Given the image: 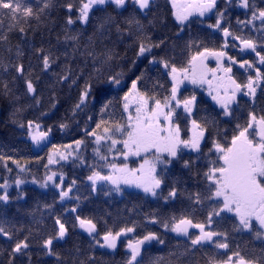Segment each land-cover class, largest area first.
<instances>
[{
    "label": "snow or ice",
    "instance_id": "obj_1",
    "mask_svg": "<svg viewBox=\"0 0 264 264\" xmlns=\"http://www.w3.org/2000/svg\"><path fill=\"white\" fill-rule=\"evenodd\" d=\"M219 0H167L171 6V16L179 26L176 32L178 36L190 27L192 23H206L207 16L214 15L215 22L207 23L206 26L214 31H219L225 38L221 49L215 50L205 47L202 51H196L191 54L186 65L177 66L170 60L163 57L157 58L154 50L161 48L166 43L164 39L153 41L151 36L143 33V25L139 18L140 14L147 15L151 13L156 5V0H72L62 7L66 10L64 40L72 41L78 44L81 35L86 31L87 26L92 23L96 12L102 15L97 19L93 27V33L88 36L91 46H94L95 39L106 38L108 32L114 27L118 36L132 37L131 29L136 27L139 33L135 37V58L133 66L140 58L148 60L150 65H160L170 78L171 84L167 94L159 96L157 93L149 94L146 90H141V81L145 78V73L141 72L139 76L131 81L128 90L121 97L123 113V122L104 119L105 113L113 101L111 99L103 100L100 104L101 119L96 123L95 129L85 127V135L93 139L91 144L93 156L101 163L94 162L90 167L91 174L87 180L91 184L93 193L101 192L104 196H111L113 193L122 195L124 187L136 188L142 191L145 196H151L156 199H162L165 203L176 200L184 193L180 192L173 184L163 195V186L165 185V172L173 164V161H179L184 169L192 173L194 161L183 159V151L197 153L196 160L201 156L215 158L208 159L207 170L203 172L205 190L187 193L186 198L195 205H202L205 201L215 202L210 204V210L207 212L203 221H194L191 214L172 215L168 218H159L152 214L147 218V222L153 225H159L165 232L174 233L177 237H184L187 244L182 252H172L171 255L179 258L187 256L196 249H203L204 246H211L216 250H223L224 257L217 259L215 256L208 260V264H264V246L260 248V255L247 257L240 251L230 249L228 242V233L213 228L216 222L214 218L225 219L222 214H231L236 223H233L232 230L235 232L250 233L252 238L264 244V109L261 114H257L253 108L248 112V118L245 123H237L230 138L227 137L225 130V139H220V130L216 127V122L209 121L205 116L198 119L196 113L197 95L193 92L187 96H181V85L185 82L200 87L207 86V94L211 100L221 109L224 117H232L234 109L232 105H238V95L246 96L252 102L256 103L257 90L264 94V71L256 67V63L264 66V7L257 8L251 0H224L223 9L218 8ZM39 4V0H37ZM131 6L132 12L125 17L123 26L117 22V17L123 15ZM53 7L52 0H43L42 6L34 8L24 2V0H0V28L4 25V19L10 23L7 25L6 32H0V44L9 43V33H19V39L27 41V30L25 24L31 19L40 20L41 14ZM112 8L109 12L108 9ZM229 7H239L245 10L250 18L246 20L237 19V24L243 28L252 26V29L260 33L259 40L252 36L238 35L230 30V27H222L225 20V14ZM193 17L199 19L193 20ZM256 21L260 24L257 26ZM150 23H152L150 21ZM84 26L77 29L75 26ZM75 32L68 35L67 33ZM232 41H238L231 44V47H239L241 52L249 51L258 57L255 63L248 60H237L228 55L224 50L229 47L228 38ZM191 47V42L189 44ZM260 49V50H258ZM74 52L78 49L74 47ZM8 52L12 48H7ZM39 59L42 62V71L48 72L57 65L59 57H54L50 52L46 53L43 48L35 49ZM16 56H22L20 45H16ZM67 55V54H65ZM86 55L93 56L94 52L87 51ZM106 60L113 59L112 55L105 54ZM213 58L216 61L215 67H210L206 61ZM227 58L228 63L224 60ZM233 65H238L245 72L253 70L255 75H248L244 82H238L233 75ZM18 77L23 79L26 93L35 99V104L39 106L40 99L37 95V87L33 80L29 78L31 72H27L22 63H13ZM62 69L60 73L52 71V75L58 76L59 82L69 81V86L76 83L77 78L70 79L71 69ZM5 72L9 71V66H3ZM98 71V69H97ZM147 71V69L145 70ZM123 73L109 75L106 80L100 81L107 83L114 88L122 86ZM17 76L13 77L15 81ZM39 80V77L36 78ZM157 86L163 88V84L157 82ZM5 95L8 94V86L4 85ZM93 87L90 82H85L78 101L74 105L73 115L76 110L83 111L84 108L96 97L92 95ZM19 97H17L18 99ZM51 107H55L52 104ZM21 112L17 108L12 113L15 117ZM42 112L41 115H47ZM91 120V116L88 117ZM184 120L188 126L182 128L181 120ZM21 129H26L27 138L32 144L42 149L49 143V137L52 133V127L43 128L39 120H28L26 123L11 119ZM216 128V134L210 132ZM58 127L66 130L68 124L61 122ZM206 137L211 140V148L205 153L202 144L206 142ZM87 150V143L84 139H77L73 144L57 146L53 144L47 154V163L45 177L42 181L32 179V184H38L40 188L47 189L49 185L58 190V199L60 202L75 199L79 201L80 197L71 196L73 188L77 181L73 179L67 186L64 184L65 176L63 172L52 171L50 166L58 164L60 161H67L69 157L78 160L80 165L86 163L84 157L79 155L81 149ZM64 149V151L61 150ZM130 158H136L134 163L138 166L131 167ZM16 165L21 173L30 172L26 166L21 165L19 160L6 158L0 155V167H3L8 173L12 169L8 167L7 161ZM42 159L37 158V162ZM106 169L107 171H102ZM159 169V171H158ZM194 175H200L197 171ZM59 177V179H57ZM28 181L19 176L9 183L7 177L0 183V203L8 205L13 199L8 189L14 184L18 192L15 199H23L25 193L21 185ZM110 185L111 187H107ZM123 186V187H122ZM52 205H45V208H51ZM79 204L71 207L69 211L75 214L76 225L90 238L89 247L92 249H107L115 252L121 237H126L125 257L123 264H143L144 246L156 242L164 245L165 239L157 231L147 230L143 235L129 236L135 233L138 225L133 222L131 226L125 225L118 230L107 227L101 230L99 221L90 216L80 213ZM15 225L8 221L7 217L0 213V237L13 241L20 228L13 229ZM191 229L198 230L196 233ZM69 235V228L60 216L54 218V231L40 243L43 255L54 257L58 264H66L65 258L54 248V242L64 241ZM32 247L30 236L26 235L22 239L16 238L8 251L7 264H15L18 257H27L28 264H31L32 253L29 249ZM179 247V245H177ZM80 249L76 248L75 252ZM97 257L89 255L87 262L84 260H72L71 264H95Z\"/></svg>",
    "mask_w": 264,
    "mask_h": 264
},
{
    "label": "trees",
    "instance_id": "obj_2",
    "mask_svg": "<svg viewBox=\"0 0 264 264\" xmlns=\"http://www.w3.org/2000/svg\"><path fill=\"white\" fill-rule=\"evenodd\" d=\"M25 3L38 8L42 6L43 0H24ZM53 7L41 14L40 20L31 19L25 28L27 30V41L19 39V33H9V43L0 44V155L4 157L19 160L21 165L30 169V172L21 173L16 168V165L7 161L8 167L12 169L8 173L3 167H0V176L4 178V174L8 173L11 183L19 176L30 182L32 179L42 181L45 177L46 169L44 165L47 163V147L43 153H35L30 139L27 138L26 129L19 128L11 122V119L26 123L28 120H39L43 128L52 127L50 134L51 145L57 146L73 144L77 139H84L87 143V150L83 147L79 155H82L86 161L84 165H80L78 160L71 158L64 164L58 166H50L52 171L63 172L65 176L64 184L69 185L73 179L77 181L73 188L71 196L80 197L79 201L75 199L65 200L60 202L58 199V190L55 188H41L25 185L21 187L25 196L23 199H15L17 188L9 191L13 198L8 205L0 203V213L5 215L11 224L16 228L22 229L19 231L16 238L30 236L32 247L29 251L32 253L31 264H58L54 257L43 255V250L40 243L48 235L54 231V218L60 216L69 228V235L64 241L54 242V248L65 258L66 264H71L72 260H84L87 262L89 255H95L97 260L95 264H123V259L126 255L125 244L127 238L118 242V247L115 252L107 249H92L89 247L90 238L82 233L76 225L75 214L69 211L71 207L79 204V211L82 215L90 216L99 221L101 230L107 227L118 230L125 225L131 226L133 222L138 225L135 233L129 236L143 235L145 231H157L165 239V244L160 245L156 242L144 246L143 264H208V260L215 256L217 259L224 257L223 250H216L211 246H204L203 249H196L187 256L177 259L172 256V252H182L187 240L184 237H177L174 233L165 232L159 225H153L147 222V218L155 214L159 218H168L172 215L177 217L181 214H191L194 221H203L206 218L207 212L210 210V204L215 203L205 201L202 205L192 204L187 198V193L196 191L203 192L205 190V182L203 180V172L207 170L208 159L215 158L201 156L196 160L197 153L183 151V159H192L194 161L192 173L188 169L182 167L181 162L173 161V164L165 172V185L163 186V195H167L168 189L175 184L178 190L185 195L180 196L176 200L165 203L162 199H156L151 196H145L139 191L124 189L122 195L113 193L111 196H104L103 193H93L91 184L87 180V176L91 174L92 165L94 162L101 163L93 156L91 144L92 137L85 135V127L95 129V125L101 119L100 104L101 101L111 99L112 105L108 112L105 113L104 119L111 121L123 122V117L126 115L122 109V92L131 85V81L141 74L145 73L144 80L141 81V90H146L149 94L157 93L159 96L167 94L171 81L165 70L160 65H150L148 60L140 58L133 66L135 58L134 40L138 35L146 33L151 36L153 41L164 39L166 43L154 52L157 58L163 57L170 60L172 63L179 66H184L187 63L189 56L196 51H202L205 47L215 50H220L225 40L222 33L209 29L206 24L214 23L215 16L205 18L206 23H192L190 27H186L178 36L176 32L178 25L171 16V6L167 0H156V5L151 13L144 15L140 14L139 18L143 25V33H139L135 26L131 29L132 37H119L113 27L107 33L106 38L95 39L94 46H91L88 41V36L93 33V27L97 19L102 15L101 12H96L92 23L87 26L86 31L80 37L78 44L72 41L65 42L66 35L65 15L66 10L62 5L72 2V0H52ZM257 8L264 7V0H251ZM224 0H219L218 8L223 9ZM109 12L112 11L110 7ZM132 12L131 6L128 11L123 12V15L117 17V22L123 26L125 17H128ZM250 18V14L245 13L244 9L239 7H229L225 14V20L222 27H230V30L238 35L252 36L259 40L260 33L254 31L249 25L241 31V25L237 24V19L246 20ZM199 18H193L197 20ZM150 21L152 23H150ZM10 23L8 19H4V25L0 28V32H6L7 25ZM255 24L259 26L260 22ZM77 29L84 26L76 25ZM68 35L75 32L67 33ZM191 42V47L189 46ZM229 48L227 53L230 56L239 60H248L255 63L258 57L249 51L240 52L239 47L233 48L231 44H239L238 41H232L228 38ZM20 45V50L23 55L16 56V45ZM12 48L11 52L7 48ZM74 47L78 50L74 52ZM43 48L46 53L50 52L54 57L58 56L57 65H53V69L48 72L42 71V62L39 59L35 49ZM225 50V49H224ZM260 50V49H258ZM87 51L94 52L93 56L86 55ZM264 51V50H262ZM111 54L113 59L106 60L105 54ZM67 54V55H65ZM13 63H22L26 73L31 72V78L37 87V95L40 99V104H35V99L26 93V88L23 79L18 77L14 68L10 65ZM3 66H9V71L5 72ZM71 69L70 79L77 78L74 85L69 86V81L59 82L58 76L52 75L54 70L60 73L62 69ZM256 67H260L264 71V66L256 63ZM98 69V71H97ZM147 69V71H145ZM233 75L238 79V82H244L248 75H253V70L233 69ZM123 73L122 86L120 90L114 88L107 83L100 81L106 80L109 75ZM17 76L14 81L13 77ZM39 77V80L36 78ZM90 82L93 87L92 95L96 97L95 101L88 104L83 111L76 110V115H73V108L78 101L79 94L84 87L85 82ZM163 84L164 87L157 86ZM8 86V94L5 95L4 85ZM197 95L198 111L196 117L198 119L207 117L209 121H215L216 127L220 130V139H225V130L227 137L230 138L235 125L243 124L248 118V112L253 108L257 114H261V109H264V94L258 89L255 105L249 99L244 97L238 98V105H232L234 114L232 117H224L218 115L221 109L209 97L204 96L197 91L189 89L183 91L181 96H187L191 93ZM200 94V95H199ZM17 97H19L17 99ZM55 104V107H51ZM17 108L21 112L12 117V113ZM42 112H47V115H41ZM91 116V120L88 117ZM63 122L68 124L66 130H61L58 125ZM181 127L188 126L182 119ZM210 132L216 134V128H212L210 124ZM203 151L208 152L211 148V140L206 137V142L202 144ZM42 159L37 162V158ZM3 162H0L2 164ZM131 167L138 166V163L129 162ZM102 171H107L102 169ZM199 172L200 175H194ZM107 187H111L108 185ZM45 205H52L51 208H45ZM225 219L219 217L214 218L216 221L213 228L228 233V242L230 249L240 251L242 255L247 257L259 256L260 248L264 246L262 242L252 238L250 233L235 232L232 230L233 223H236L235 218L228 214H222ZM16 228L13 229L16 232ZM196 233L195 229L190 230ZM13 241H8L0 237V264H7L8 251ZM179 245V247H177ZM79 248L77 253L75 249ZM15 264H28L27 257H18Z\"/></svg>",
    "mask_w": 264,
    "mask_h": 264
},
{
    "label": "rangeland",
    "instance_id": "obj_3",
    "mask_svg": "<svg viewBox=\"0 0 264 264\" xmlns=\"http://www.w3.org/2000/svg\"><path fill=\"white\" fill-rule=\"evenodd\" d=\"M218 4H219V2H218ZM227 13V12H226ZM210 16H214V15H209V16H207L206 18H208V17H210ZM193 18H196V17H193ZM192 18V19H193ZM229 48V47H228ZM227 48V49H228ZM227 49H225V51L227 52ZM238 51H239V48H238ZM241 52V51H240ZM206 63L210 66V67H215V65H216V61H215V59H213V58H209L207 61H206ZM224 63L225 64H227L228 63V61H227V58H225V60H224ZM235 67H236V69H240V70H244V69H241V68H239V66L238 65H233V69H235ZM234 73V72H233ZM255 75V74H254ZM121 88H124V86H121L120 88H117V89H121ZM187 89H189L190 91H197L198 93H201V94H203L204 96H206V97H209L208 96V94H207V86L205 85L204 87H203V89L202 88H200V87H196V86H193V85H191V84H189L188 82H185L183 85H181V89H180V94L183 92V91H185V90H187ZM128 90V88L127 89H124L123 90V92H122V96L124 95V93L126 92ZM258 91V90H257ZM200 95V94H199ZM240 97H244V98H246V99H249L248 97H246V96H242V95H238V97H237V100H238V98H240ZM210 99H211V97H209ZM214 102V101H213ZM215 103V102H214ZM218 106V105H217ZM233 107V106H232ZM51 150V146H48L47 147V152H46V154H48V152ZM61 150L62 151H64V149L63 148H61ZM185 152H189V151H187V150H184ZM72 157H69V159L67 160V161H60L58 164H54V165H51L52 167L53 166H58L59 164H64V163H66V162H68L70 159H71ZM136 160V158H130V160H129V162L130 161H135ZM158 171H159V169H158ZM5 177H7V179H8V181H9V183H11V181H10V177L8 176V173H5L4 174V178ZM4 178H2V176H0V183H3L4 182ZM57 179H59V177H57ZM32 185V186H35V187H38V188H40L39 186H38V184H32L31 183V181L30 182H27V183H25V184H23V185H21V187H23V186H25V185ZM53 188L51 185H49V187L48 188ZM123 187V186H122ZM13 188H15V185L13 184L12 185V187H10L9 189H8V191H10L11 189H13ZM41 189H43V190H47V189H44V188H41ZM124 189L125 190H127V191H130V190H134V191H139V192H142V191H140L139 189H136V188H130V187H124ZM3 190L2 189H0V192H2ZM143 193V192H142ZM227 214V213H226ZM228 215H230V216H232L231 214H228ZM195 231L197 232L198 230H196L195 229ZM124 237H121V239H123Z\"/></svg>",
    "mask_w": 264,
    "mask_h": 264
},
{
    "label": "water",
    "instance_id": "obj_4",
    "mask_svg": "<svg viewBox=\"0 0 264 264\" xmlns=\"http://www.w3.org/2000/svg\"><path fill=\"white\" fill-rule=\"evenodd\" d=\"M30 142H31V140H30ZM31 144H32V142H31ZM51 145V138L49 137V143H48V145L46 146V147H48V146H50ZM32 147H33V150L35 151V153H38V154H40V153H43L44 152V150H45V148L46 147H44V148H42V149H38V148H36L33 144H32ZM82 233H84L82 230H80ZM85 235H87L86 233H84Z\"/></svg>",
    "mask_w": 264,
    "mask_h": 264
}]
</instances>
